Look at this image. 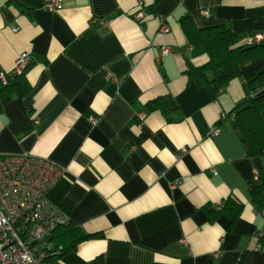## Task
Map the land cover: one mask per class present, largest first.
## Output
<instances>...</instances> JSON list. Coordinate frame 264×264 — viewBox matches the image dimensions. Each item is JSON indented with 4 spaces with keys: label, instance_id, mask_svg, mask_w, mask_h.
Masks as SVG:
<instances>
[{
    "label": "crops",
    "instance_id": "1",
    "mask_svg": "<svg viewBox=\"0 0 264 264\" xmlns=\"http://www.w3.org/2000/svg\"><path fill=\"white\" fill-rule=\"evenodd\" d=\"M44 4L0 0V75L12 76L22 53L33 58L29 90L0 97V155L29 153L66 170L47 197L74 240L91 237L47 264H264V207L250 191L254 169L264 179V154L248 155L233 113L264 94L249 86L264 59L214 96L186 72L210 56L182 28L189 17L198 28L225 24L240 40L264 33V0ZM164 45L172 50L158 63ZM230 198L243 205L234 222ZM61 229L55 242L71 246Z\"/></svg>",
    "mask_w": 264,
    "mask_h": 264
},
{
    "label": "built area",
    "instance_id": "2",
    "mask_svg": "<svg viewBox=\"0 0 264 264\" xmlns=\"http://www.w3.org/2000/svg\"><path fill=\"white\" fill-rule=\"evenodd\" d=\"M62 3L63 0H45L44 7L55 11ZM201 14L207 16L209 9H203ZM147 15L144 9H139L133 17L145 28L143 21ZM100 21L102 25L109 24V21ZM160 30L169 32L170 26L163 23ZM245 42L248 45L262 43L264 33L251 34ZM171 50L170 46L160 47L157 62ZM32 61L30 53L19 55L13 74L26 72ZM0 80L6 83L7 75L1 74ZM145 117V113L139 114L141 120ZM219 131L218 127L212 128L214 134ZM65 173V168L53 161L29 153L0 155V264H47L50 256L63 252V246H57L52 237L57 227L68 223L69 219L47 195ZM254 178L259 179L256 169Z\"/></svg>",
    "mask_w": 264,
    "mask_h": 264
},
{
    "label": "trees",
    "instance_id": "3",
    "mask_svg": "<svg viewBox=\"0 0 264 264\" xmlns=\"http://www.w3.org/2000/svg\"><path fill=\"white\" fill-rule=\"evenodd\" d=\"M182 28L188 40L194 44H203L210 56V61L207 64L200 67L188 65L186 72L200 85L207 86L214 96L223 90L232 79L241 76L245 66L264 59V42L248 45L245 39H238L232 29L225 24L198 28L189 17H184ZM249 86L252 91H258L264 87V68L249 80ZM29 87L30 83L27 81L26 72L12 76L7 75L6 83L0 80V97L15 91L23 96ZM160 102L163 105L161 100L156 101L154 105H160ZM233 113L234 125L248 155L251 157L263 155L264 94L243 100L235 107ZM250 191L253 200L264 207V179L254 180L250 185ZM224 206L230 214L232 222L238 219L243 209V205L232 198L228 199ZM59 229L62 230L60 235L63 236V240L70 239L71 246L57 244L53 235L52 240L56 245L63 246V252L53 256H62L66 251L72 249L78 240L91 237L85 235L74 240V228L70 221L59 225L54 234ZM261 239L264 246V234L261 235ZM240 264H243V260Z\"/></svg>",
    "mask_w": 264,
    "mask_h": 264
}]
</instances>
